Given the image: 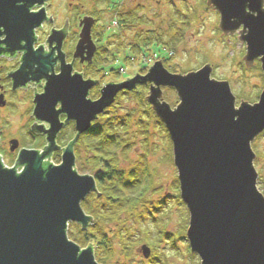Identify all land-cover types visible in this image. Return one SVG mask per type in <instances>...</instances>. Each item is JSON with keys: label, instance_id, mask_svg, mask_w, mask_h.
Wrapping results in <instances>:
<instances>
[{"label": "water", "instance_id": "95a60500", "mask_svg": "<svg viewBox=\"0 0 264 264\" xmlns=\"http://www.w3.org/2000/svg\"><path fill=\"white\" fill-rule=\"evenodd\" d=\"M48 1L0 0V55L26 53L13 76L16 87L47 81L44 93L35 97L33 112L42 124L35 125L33 132L47 136L44 154L23 150L14 168L6 167L0 156V264H79L81 258L86 264H99L91 246L82 250L68 238L70 222L84 231L94 222L81 203L91 193L99 196L95 179L75 170L74 145L120 92L147 84H151L147 101L173 144L180 195L190 214L187 239L191 253L201 264H264V195L258 191L252 149V143L264 133V91L258 103H240L239 108L251 111L237 126L228 105L232 101V109L239 110L237 99L228 82L211 77L210 65L178 75L158 61L146 76L137 74L121 84L106 85L93 101L88 97L96 82L72 76V67L64 63L61 46L68 24L49 37L50 45H58V58L54 59V51L44 55L42 48L34 50L36 31L47 20L53 22L47 16ZM207 5L220 14L222 33L238 34L246 45V67L259 61L264 74V0H207ZM35 8L39 11L33 12ZM95 22L91 17L81 20L75 58L89 49L92 61ZM57 60L62 61L61 74L49 76ZM162 88L175 90L180 101L175 109L163 101ZM61 115L66 116L65 123ZM70 122H75L77 135L64 149L61 164L47 163L59 150L57 137ZM17 148L18 141H12L11 150ZM143 255L148 259L150 249L144 248Z\"/></svg>", "mask_w": 264, "mask_h": 264}, {"label": "rangeland", "instance_id": "374dc122", "mask_svg": "<svg viewBox=\"0 0 264 264\" xmlns=\"http://www.w3.org/2000/svg\"><path fill=\"white\" fill-rule=\"evenodd\" d=\"M111 1L109 5L99 0H49L46 3L47 14L54 20V24H45L37 35L44 41L52 27H63L66 20L71 21L75 32L79 31L81 19H97L93 34L100 41L99 48L102 53L104 51V58L96 60L95 64H105L106 67L105 72L96 76L101 80L100 90L110 82L121 84L134 79L137 74L146 76L156 62L168 60L167 50L160 47H151V51L145 49L144 53L138 55V52L131 53L130 46L136 41L149 38L155 41L159 38L163 44L168 45L177 41L179 46L166 66L170 73L186 75L210 65L213 79L229 83L237 99L236 107L242 101L252 105L259 102L264 91L261 63L256 61L253 67H246L243 60L246 45L239 41L238 34L231 36L222 33L219 29L220 14L207 5V0ZM113 3L118 5L114 7ZM69 4H73V8ZM121 18L131 22L120 25ZM106 57L110 58L108 62ZM96 69L94 67L92 71ZM150 87L151 84L138 85L134 91L125 95L120 92L115 103L92 124L99 126L114 121L123 142L121 148L114 152L116 160L109 162V158H105L103 162L95 164L96 153L99 151L88 149L84 145L86 141L83 145H78L79 140L76 142L80 147L76 149L78 161L75 170L80 176L94 178L99 170L112 175L114 169L120 173L118 175H121L123 183L134 171H138L140 177L146 171L151 176V188L134 213H123L115 222L95 224L94 220L88 227L87 230H90L93 224L99 225L110 249L107 256L106 250L97 249L95 243V260L99 263L97 257L101 256L105 258L104 264H201L199 257L191 253L187 239L190 214L180 195L173 144L166 126L147 101ZM142 88H147L145 93ZM99 89L91 93L92 100L100 96ZM162 91L163 101L175 109L180 102L175 90L162 88ZM17 104L14 108L0 112V127L5 128L7 140L17 137L24 147H32L28 134L30 116H33L30 104L27 99H20ZM75 132L71 126L67 127L59 137L61 148H66L75 139ZM45 144L43 139L36 142L39 147ZM252 149L256 154L254 167L259 175L258 191L264 195V133L252 143ZM61 161L60 153H56L53 163L56 166ZM107 162L113 163L108 171L104 169ZM5 163L8 168L13 164L12 159L5 160ZM106 178L108 185L116 184L119 180V177L114 176ZM96 186L99 191V186ZM101 195L98 197L97 192L91 193L81 203L82 209L87 200L90 211L93 209L102 214L109 209L107 197L102 198ZM83 211L92 217L88 210ZM78 226L76 222L68 224V238L84 250L87 248L69 236L77 233ZM144 248L150 249L148 259L143 255Z\"/></svg>", "mask_w": 264, "mask_h": 264}, {"label": "flooded vegetation", "instance_id": "af4514ba", "mask_svg": "<svg viewBox=\"0 0 264 264\" xmlns=\"http://www.w3.org/2000/svg\"><path fill=\"white\" fill-rule=\"evenodd\" d=\"M73 1L77 2V0H73ZM73 4H69L70 8H73ZM38 11H39V8H35L33 10V12H38ZM47 16H48V14H47ZM48 18H51V17L48 16ZM93 19L97 20L95 18H93ZM81 20L79 21V26H78L79 31L75 30V32H74V30L72 29V26H71V21L68 20L63 25V27H60V28L52 27L50 32H49V35L45 38L44 41H41L39 36L37 35L38 30H42L44 28L45 24H54V20L52 23L47 20L43 24V26L40 29H38L35 33L36 41L34 43V50L36 51V50L42 48L44 50V52H43L44 55H49L54 51V59L58 58V56H59V53L57 51L58 45L56 43H54L53 45H50L48 42L49 37H50L51 32L53 30H56V31L64 30L66 27V24H68V26H67L68 27V34H67L66 39L63 41L62 46H61V51L64 55V63L66 66L72 67V69H71V75L72 76H76V75L78 76L79 75V76H81V78L84 82H87L90 80L96 82V85L89 92L88 98H90L91 93H93L96 89L101 88L100 87L101 86V80L99 77H96V76L99 73L105 72L106 67L104 66L105 64L104 65L103 64H101V65L95 64L96 60H99L101 57L104 58V51L102 53V51L99 48V42L100 41L93 34L94 28L92 29V39H93V42L96 46V51L93 55L92 61L90 59L89 49H85L83 56L75 58L76 46L80 40V34L82 31V27L80 25ZM73 33L75 34V36ZM1 40H4V38H2ZM1 48L5 49V46L2 45ZM25 55H26V53L22 52V51L17 52L14 55L5 54V53L0 55V112L5 111V110L7 111L10 108L16 107L18 105L17 103L20 101V99H27L29 104H30V107H31V112L33 114L34 108H35V105H34L35 97L37 95H41L44 93L45 86L47 84V81L45 79H42L39 82L29 81L24 86L16 87V83H15V80L13 79V76L21 69ZM106 59H107L106 62H108L110 58L106 57ZM94 67L97 68L96 71H92V69ZM61 70H62V61L57 60L54 67H53V71L49 74V76H58L61 74ZM92 72H95V74L92 75ZM110 72H111V70H110ZM111 83H113V82H110L109 84H111ZM113 84H116V83H113ZM99 91H101V90L99 89ZM127 93L128 92L123 91L120 94L125 95ZM120 94L118 96H120ZM100 96H101V94H100ZM100 96L97 97L96 99H93V101L98 100L100 98ZM60 108H61V106L58 105L57 110H59ZM105 112L103 114H105ZM100 117H101V115H100ZM30 119H31L29 121V122H31V124L29 123L30 124V126H29L30 133H28V134L30 136V142L33 145L32 147H24L22 145L21 139H19L17 137L16 138H9L7 140V137L5 135V128L0 127V153L2 154L0 156H1L5 166H7L6 163H8V162L5 163V160L12 159L13 164L11 163L12 164L11 168H14L15 164L18 160V157H19L21 151H23V150L37 151L40 154H44L45 149L47 147V136L45 134L34 133L33 128L35 127V125L37 127H39L42 124L37 123L34 116H32V115L30 116ZM66 119L67 118L65 115L60 116V120L62 123H65ZM68 126H71L76 131L75 122H70L68 124H65L63 130L58 135L57 140H56L58 147H60V145L58 143L59 137L65 132V130L67 129ZM45 127H46V129L49 128L47 125ZM41 139L45 140L46 144L43 145L42 147H39L38 145H36V142L38 140H41ZM12 141H18V148L15 151L11 150V142ZM64 149L65 148L60 147L58 151L54 152L52 154V156L50 158L46 159L45 161L49 164L55 165V163H53V158H54L55 154L60 153V155L62 157L64 154ZM74 153L76 156V163H77L78 156H77L75 149H74ZM99 174L105 175L104 172H102L100 170L97 171L94 174L95 181H96V177H98ZM108 175H111V174H108ZM107 177H109V176H107ZM96 184H97V182H96Z\"/></svg>", "mask_w": 264, "mask_h": 264}, {"label": "trees", "instance_id": "16d2710c", "mask_svg": "<svg viewBox=\"0 0 264 264\" xmlns=\"http://www.w3.org/2000/svg\"><path fill=\"white\" fill-rule=\"evenodd\" d=\"M100 2H107L109 5L112 4L111 0H99ZM118 3H113V6H117ZM131 20L129 19H123L121 18L119 20V24H125L130 23ZM179 46V42L174 41L171 44H163L161 39H156L153 41V39H144L136 41L135 44H132L130 46L131 53H144L145 49L154 48V47H160L167 50L168 53V60L162 61L164 64V67L166 68L167 63L171 60V55H175V51L177 50V47ZM149 51H151L149 49ZM172 53V54H170ZM146 56V55H145ZM114 72V70H112ZM144 90H147V88H142L143 93H145ZM84 141L88 147V149H92L96 153V161L95 164H99L100 162H103V159L109 158V162H113L116 160L115 153L117 152L121 146L122 141L120 140V137L118 136V131L116 129V124L114 121L110 123H106L103 125H93L92 128L81 138H79L78 145H83ZM77 144L74 145V149L76 150L78 146ZM103 152L105 154H103ZM106 163L105 170L108 171L110 167H113V163ZM117 163V162H114ZM94 164V165H95ZM116 165V164H115ZM112 171V170H111ZM112 175L114 177H119V180L116 181V184L108 185L106 181V177L108 176V172L103 174H99L98 177H96L97 185L99 186V196L102 193V198L107 197L108 203H109V209L104 211L102 214L100 212L94 211L93 209L90 211L89 207L90 204L88 203V200L84 202L83 209L85 211L88 210L89 214L94 218L95 224L98 223H107V222H115L119 220L120 216L123 213L132 214L136 211L137 206L143 201L145 194L150 190L151 188V176L148 174V172H144L142 174L143 176H139L138 171H134L128 175V180L126 179L123 183L122 179L120 180L121 175H118L120 173L116 172V169L112 171ZM104 180H103V179ZM114 179V178H113ZM93 194V193H92ZM98 196V197H99ZM101 211V209H100ZM93 224L92 228L90 230L84 231L82 230L81 226H78L77 233L70 234L71 240L77 242L79 245L84 246V248L92 247L94 250V244H97V249L103 248V250H106L107 256H109V250L108 246L106 244V236L103 235V233L100 232L99 225ZM91 226V225H90ZM80 237L78 238V236ZM108 258V257H107ZM97 261L101 264H104L105 258H102L101 256L97 257Z\"/></svg>", "mask_w": 264, "mask_h": 264}, {"label": "snow or ice", "instance_id": "6c2138e0", "mask_svg": "<svg viewBox=\"0 0 264 264\" xmlns=\"http://www.w3.org/2000/svg\"><path fill=\"white\" fill-rule=\"evenodd\" d=\"M211 87H213L212 85H210ZM232 101H228V105H229V114L231 116V120L233 122L234 125H240L242 123V120L245 118L246 114L248 111H251L250 109H245V108H239V106H237L239 108V110H233L232 109ZM73 251V259L75 260V256H74V252L75 250H72ZM79 264H86V261L81 258L79 261Z\"/></svg>", "mask_w": 264, "mask_h": 264}]
</instances>
